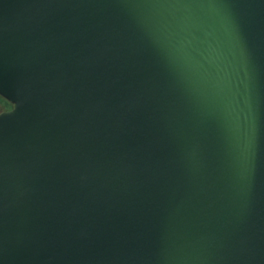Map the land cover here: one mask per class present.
<instances>
[{"label":"water","instance_id":"water-1","mask_svg":"<svg viewBox=\"0 0 264 264\" xmlns=\"http://www.w3.org/2000/svg\"><path fill=\"white\" fill-rule=\"evenodd\" d=\"M0 264H264V0H0Z\"/></svg>","mask_w":264,"mask_h":264},{"label":"rangeland","instance_id":"rangeland-1","mask_svg":"<svg viewBox=\"0 0 264 264\" xmlns=\"http://www.w3.org/2000/svg\"><path fill=\"white\" fill-rule=\"evenodd\" d=\"M13 105L7 102L4 98L0 97V111L12 109Z\"/></svg>","mask_w":264,"mask_h":264},{"label":"flooded vegetation","instance_id":"flooded-vegetation-1","mask_svg":"<svg viewBox=\"0 0 264 264\" xmlns=\"http://www.w3.org/2000/svg\"><path fill=\"white\" fill-rule=\"evenodd\" d=\"M1 97V96H0ZM3 98V97H2ZM6 100V99H5ZM7 101V100H6ZM8 102V101H7ZM10 103V102H9ZM9 110V109H8ZM3 111H5V110H3Z\"/></svg>","mask_w":264,"mask_h":264},{"label":"trees","instance_id":"trees-1","mask_svg":"<svg viewBox=\"0 0 264 264\" xmlns=\"http://www.w3.org/2000/svg\"><path fill=\"white\" fill-rule=\"evenodd\" d=\"M3 111V110H2ZM2 111H0V112H2Z\"/></svg>","mask_w":264,"mask_h":264}]
</instances>
